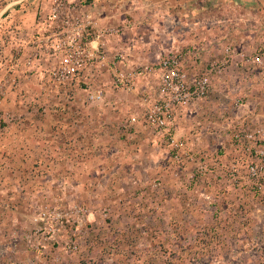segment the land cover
<instances>
[{
  "label": "crops",
  "instance_id": "obj_1",
  "mask_svg": "<svg viewBox=\"0 0 264 264\" xmlns=\"http://www.w3.org/2000/svg\"><path fill=\"white\" fill-rule=\"evenodd\" d=\"M53 1L22 0L0 11V81L11 73L17 76V83L7 87L0 103V114L16 116L0 122V200H19L16 209L21 228L26 206L36 196H85L83 179L100 174L128 175L132 181H143L154 170L163 171L165 159L172 158L163 135L143 120L144 99L156 94L158 72L140 78L136 88L128 91L113 87L107 66L87 70L83 81L92 82L91 87L106 88L102 100H91L86 83L76 85L72 95L48 90L47 74L53 61L28 69L22 59L20 63L13 58L18 46L23 47L24 54L33 51L38 13L47 12ZM84 1L100 24L122 27V33L109 38L108 47L111 55L124 52L126 68L155 64L165 55L186 50L190 73L198 75L209 62L226 57L227 45L237 48L225 70L211 74L209 95L176 116L177 134L187 138L199 156L208 154V161L217 167L232 158L229 129L233 120L218 110L232 87L244 92L252 85L240 118L247 116L253 123L264 125V70L252 69L243 60L244 54L264 51V0ZM133 115L140 117L139 122L131 131L123 130L121 122ZM187 168L180 173L175 170L180 184L185 181L196 187L199 180L210 186L219 184L223 188L214 195L216 200H240L244 204L250 199L252 213H261L259 198L246 189L232 187L223 178L221 185L215 176L191 180L192 166ZM59 181L64 186L54 188ZM172 210L181 211L178 204ZM182 211L196 213L193 204ZM92 218L98 223V217ZM23 229L13 244L8 242L13 247V259L18 264H35L37 255L23 239ZM51 262L54 259L50 257L47 264Z\"/></svg>",
  "mask_w": 264,
  "mask_h": 264
},
{
  "label": "rangeland",
  "instance_id": "obj_2",
  "mask_svg": "<svg viewBox=\"0 0 264 264\" xmlns=\"http://www.w3.org/2000/svg\"><path fill=\"white\" fill-rule=\"evenodd\" d=\"M14 1L18 0H0V11ZM237 83L236 80L234 84ZM251 90V84L244 92L232 87L224 104H219L218 110L232 118V126L236 119L253 124L247 116L245 120L240 118ZM204 158L210 157L205 153ZM164 162L163 171L154 170L143 181H132L128 175L100 174L83 179L85 196H36L26 206L22 228L16 209L19 200H0V264H18L8 242L13 244L23 228V239L37 255L35 264H47L50 257L54 259L51 264H264V201L259 200L261 213L254 214L250 199L244 204L240 200H216L214 195L223 188L219 184L210 186L202 180L196 187L185 181L180 184L175 170L180 173L188 165L181 166L171 157ZM61 186L64 185L60 181L54 184L56 189ZM193 195L196 201H192ZM45 204L64 209L78 204L91 210L82 215L79 223L65 221L59 242L34 248L28 244L27 235L35 225V213ZM177 204L181 211L172 210ZM192 204L196 213L182 211ZM92 217H98V223ZM70 236L80 238L76 252L63 248L64 239Z\"/></svg>",
  "mask_w": 264,
  "mask_h": 264
},
{
  "label": "built area",
  "instance_id": "obj_3",
  "mask_svg": "<svg viewBox=\"0 0 264 264\" xmlns=\"http://www.w3.org/2000/svg\"><path fill=\"white\" fill-rule=\"evenodd\" d=\"M122 30L120 26L100 24L84 0H54L47 12L41 10L38 13L32 41L33 51L24 54L23 47L18 46L13 58L23 62L28 69L37 63L53 61L47 74L48 90H62L72 95L76 85L86 83L91 100H102L106 88L91 87L92 82L83 81V73L87 70L107 66L112 75L113 87L128 91L136 88L140 78L158 72L160 83L156 94L153 98L144 99L143 120L163 135L171 148L173 161L181 166H192L191 180L205 176H215L220 180L223 178L233 187L246 189L264 201L263 124L238 122L233 125L229 129L232 158L219 167L211 164L204 156H199L187 138L177 135L174 126L180 110L209 95L211 74L224 71L230 58L238 53L237 48L232 44L227 45L226 57L209 62L206 70L198 75L190 73L186 50L165 55L155 64L126 68L124 52L118 50L111 55L108 47L109 38L122 33ZM243 60L248 66L264 69L263 50L244 54ZM16 83L17 76L12 73L0 81V103L4 100L7 87ZM14 119L16 116L10 112L0 114V122ZM139 120V116L133 115L124 119L120 127L129 132ZM90 210L78 204L69 209L43 205L34 215L35 225L30 235H27L28 244L39 248L59 242L64 222L79 223L82 215ZM63 248L70 252L78 251L80 238L70 236L64 239Z\"/></svg>",
  "mask_w": 264,
  "mask_h": 264
},
{
  "label": "water",
  "instance_id": "obj_4",
  "mask_svg": "<svg viewBox=\"0 0 264 264\" xmlns=\"http://www.w3.org/2000/svg\"><path fill=\"white\" fill-rule=\"evenodd\" d=\"M21 1H22V0H18V1H14V2H12V3H9V4L7 5L6 8H8V7L12 6V5H15V4H17V3H20Z\"/></svg>",
  "mask_w": 264,
  "mask_h": 264
}]
</instances>
